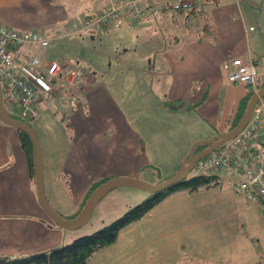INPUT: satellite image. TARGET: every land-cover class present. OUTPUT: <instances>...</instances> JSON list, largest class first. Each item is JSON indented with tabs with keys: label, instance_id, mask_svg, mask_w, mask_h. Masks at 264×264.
<instances>
[{
	"label": "crops",
	"instance_id": "1",
	"mask_svg": "<svg viewBox=\"0 0 264 264\" xmlns=\"http://www.w3.org/2000/svg\"><path fill=\"white\" fill-rule=\"evenodd\" d=\"M64 1L0 0V23L16 30H36L49 37L59 34L58 39L51 41L56 42L78 34H89L94 39L96 35L106 34L110 25L119 27L124 22H135L123 17L116 23H109L106 30H93L94 25L82 26L84 19L92 21L109 1L96 0L92 11L77 19L72 25L73 30H66L69 15L62 5ZM186 1L191 3L189 8H199V2L203 1L209 9L206 17L202 15L203 20L197 22L196 35L186 25L188 20L185 19H189V15H165L171 18L169 20L159 14L158 9L170 10L169 0H152L143 4L142 12L153 13L171 27H176L179 20L185 29L181 30L180 26L178 30H145L144 38L157 34L164 49L159 60L144 59V72L149 74L144 76V99L145 106L157 114V117L151 118L161 119L162 124L156 126L158 130L167 126L177 129V125L186 132V126L191 127L195 123L201 126L198 130L209 132L207 136L195 135L194 140L195 137L209 138L228 131L227 125L230 126L241 100L247 94L246 85L231 83L227 79L224 65L232 57L248 55L260 65L264 62V52L256 54L257 51L253 50L251 40L257 37L251 34L255 30L245 27L247 16L239 6L240 0ZM261 12L264 9H260ZM165 36H170L167 42ZM170 46L174 52L168 51ZM45 48L35 50L34 54L44 63L60 62L61 77L72 69L70 67L78 66L79 62L76 60L74 63V58L69 63L49 59L50 54L43 50ZM82 53L85 54V51ZM30 67L29 55L23 50L17 52L16 70L27 76L23 68ZM77 71L80 72L81 68ZM82 76L77 84L80 90L78 98L68 91V86H62L55 92L40 95L38 100V108L44 115L38 128L44 131L47 139L50 129L56 136L52 143H48L50 150L46 160L43 159V170L46 172L47 168L51 173L49 189L55 192L70 188V193L67 190L69 199L63 208L75 213L81 206L80 199L85 198L93 181L135 176L143 166V158L132 154H138L139 146L137 135L127 120H117L120 112L114 102L113 109L101 110L102 105L96 107L94 102L100 100L98 94L104 87H97L95 76L85 73ZM82 84H85L84 87H81ZM250 87L252 90L256 88ZM150 94L155 97L148 98ZM178 102H182L179 107L176 106ZM44 103L45 106H42ZM12 106V110H17L20 104ZM61 113L71 118L76 113V123L61 121ZM49 121L50 128H44L43 122ZM121 144L128 145V148L124 149ZM258 148H263V145ZM128 153L131 157H125ZM144 158L145 163V152ZM118 160L126 164L127 171L119 169L122 166ZM177 169L178 166L166 177L172 176ZM217 175L218 185L172 194L149 212L156 215L152 220H156L155 224L167 229L160 242L164 237L168 240L161 247L160 257L153 261L148 254L144 257V264H264L263 205L246 200L236 185V179L233 181L232 177ZM223 177H227L229 182L222 183L220 180ZM246 224H251V234L242 232ZM63 231L51 222L38 204L34 177L28 158L20 147L17 130L0 123V256L23 257L58 247L65 241ZM118 241L119 234L115 242ZM107 247L103 252L96 251L87 264H100L108 251L113 249L110 245Z\"/></svg>",
	"mask_w": 264,
	"mask_h": 264
},
{
	"label": "rangeland",
	"instance_id": "2",
	"mask_svg": "<svg viewBox=\"0 0 264 264\" xmlns=\"http://www.w3.org/2000/svg\"><path fill=\"white\" fill-rule=\"evenodd\" d=\"M95 1L96 0H65V3L62 5L66 7L69 15V23L66 26V30H73V23L77 21V19H81L84 14L90 13ZM199 4V8H183V11L181 10L180 12L174 9H158V11L161 12L159 14L163 17L172 14L180 16L181 13L189 15V19H185L186 21L188 20L186 25L190 28L189 30H193L192 33L196 35V30L198 28L197 22L203 20H201L202 15H205L206 17V14L209 13L208 6H205L203 1H200ZM239 6L242 7L248 18H246L247 22L245 27L248 30L249 28L255 30L251 33L257 37L256 40H251V44L254 45L253 50L257 51L256 54H262V52H264V12L260 13V9H264V0H245L244 2L243 0H240ZM142 13L143 17L141 19L135 20V22H124L123 25L119 27L110 25L109 28H107L108 31L106 34L101 36L95 34L96 36L94 39H92L89 34H78L71 38H64L56 42L53 41L43 50L50 54L48 57L49 59L54 58L67 63L71 62L72 58L75 59L74 63L78 60L80 64L78 63V66L74 67L76 71L78 68H81V70L84 68L97 78V87L103 86L104 89L102 90V93L98 94L100 100L94 102L95 106L99 107V105H102L100 108L101 110L108 108L113 109L114 102L116 108L120 112V115H117V120L121 119L122 122L127 120L129 126L137 135L136 140L138 141L139 146V150H137L138 154L133 152L132 154L139 155L140 158H143V166L138 170L135 176L131 177L155 185L168 179L169 177L167 178L166 175L170 173L172 169L177 166L179 167L194 141L209 139L211 137L196 138L207 136L209 132L198 130L201 126L195 123H193L191 127L186 126L188 133L177 125L175 126L177 129L171 128L170 126L160 130L157 129V124H162L160 121L161 119L151 118L152 116L157 117V114L145 106L144 76H149V74L144 72V59L151 58L155 60L156 58V60H159L164 48L160 42V36L157 34L150 36L146 35L144 38L145 30H157V32L158 30H178L182 22H179L178 20V25L176 27H171L165 20L154 16L153 13H144V11ZM165 18L171 20V18L166 16ZM81 24L84 26V23L81 22ZM185 27L186 26L184 25V28ZM180 28L182 30L183 26ZM169 37L170 36H165L166 42L169 40ZM183 40L185 41L184 38ZM83 51H85V54L82 53ZM168 51L174 52L172 46L168 48ZM149 71H151V69H149ZM85 84H82L81 87H84ZM69 91L73 95L80 92L79 89L73 88H70ZM154 97L155 96L152 94L148 96V98ZM5 104L12 115L19 117L25 109H29L20 104V106L16 108L17 110H12L14 108L12 104ZM163 105L169 109L166 101H163ZM42 106H45V103L42 104ZM38 107L39 102L37 104V117L29 122L32 127H34V130L41 141L40 143H42L43 155L45 154L43 159L45 161L48 155L47 152L50 150L48 143H52L56 136L52 132V129H50V136L47 139L44 131H40L38 128L44 118L42 110ZM75 114L72 115V118L71 116L67 117V114L64 116L63 113L59 116L63 121L70 120L73 123H76L77 117ZM50 121L48 123L43 122V127L50 128ZM144 125L146 126V130H144ZM228 127L229 125H227V128ZM70 128L73 130V127ZM72 130H70V132H72ZM56 135L58 136V134ZM195 135L196 137L193 140ZM212 137H214V135ZM121 146L124 149L128 148V145L121 144ZM144 152L147 160L145 163ZM125 157L131 156L128 153ZM118 164L122 166V168H119L120 170H128L126 164L123 163L122 160H118ZM212 174L226 175L223 171H217V173L214 172ZM50 175L51 173L46 168V172L44 171V187L52 207L65 217L75 213L73 211L70 212L68 210L69 208H63L66 206L69 199L68 192H71L70 188L65 189L62 187L63 191H50L48 185V181H52L49 178ZM189 175H197L196 169L193 168ZM226 178L227 177H223L220 181L222 183L229 182ZM65 179L70 180L68 178ZM232 180L234 181L235 178L232 177ZM151 196L152 194L150 192L134 187L123 186L111 190L96 204L86 224L74 230L62 228L64 230L63 237L65 238V241L62 242L61 245L68 244L76 238L93 233ZM83 198L84 197L80 199L79 204L83 202ZM154 216L156 215L149 213L145 218L143 217L131 226L129 225V227L120 230V241L110 244V247L113 249L112 251L110 249L111 253L108 251L106 254L107 256L104 257V260L101 261L100 264H144V257L148 254H150V257H153V261H155L156 258H159L160 256L158 255L162 252L161 247L164 242L168 240V238L164 237L162 239L163 242H160L162 238L161 236L167 231V229H163L155 224L156 220L152 221ZM146 222H149V224L144 226V223ZM251 230V224H246L242 228V232L246 233V235L251 234ZM105 248L108 247L105 246L98 252H103L102 250H105Z\"/></svg>",
	"mask_w": 264,
	"mask_h": 264
},
{
	"label": "built area",
	"instance_id": "3",
	"mask_svg": "<svg viewBox=\"0 0 264 264\" xmlns=\"http://www.w3.org/2000/svg\"><path fill=\"white\" fill-rule=\"evenodd\" d=\"M146 0H109L103 11L95 14L85 26H99L121 16L138 20L141 18V6ZM191 5L186 0H169V8L181 10ZM119 21V20H118ZM103 32V31H102ZM59 36H46L31 29L16 30L0 23V84L4 102L17 101L26 108L22 117L31 120L37 114V102L40 95L57 91L68 86L75 89L80 80L74 71L61 77L62 68L58 61L42 62L34 54L35 47L45 48ZM28 50L30 68L24 73L15 68V56L19 48ZM227 79L231 83L257 86L264 81V62L259 66L253 58L232 57L224 65ZM69 91V90H68ZM264 101L255 106L251 119L236 137L217 148L211 154L199 159L194 167L197 174H211L223 171L236 179L237 187L248 201H256L264 207ZM263 145V148L258 146Z\"/></svg>",
	"mask_w": 264,
	"mask_h": 264
},
{
	"label": "trees",
	"instance_id": "4",
	"mask_svg": "<svg viewBox=\"0 0 264 264\" xmlns=\"http://www.w3.org/2000/svg\"><path fill=\"white\" fill-rule=\"evenodd\" d=\"M152 0H146L142 3L141 9L143 7L144 3H150ZM109 3V2H108ZM107 5V4H106ZM106 5L102 8L101 11L104 10ZM172 9V8H170ZM125 16H121L117 18L116 20H109L105 24H102L99 26L101 30H106L109 23H116L118 20L122 19ZM141 17H142V10H141ZM126 18V17H125ZM87 19H84L82 23H86ZM129 21H132L129 19ZM89 28V27H88ZM93 28V27H90ZM93 30H98L96 27L93 28ZM59 35V34H56ZM59 38V37H58ZM57 38V39H58ZM36 49H39V47H35L34 51ZM23 50V53L26 55L30 54L28 53V50L26 47H21L17 50V52ZM16 52V53H17ZM72 69H69L67 72L75 71L78 79L81 81L83 78L82 74H90L86 69L82 68V70L76 71L74 67H70ZM84 70V72H83ZM94 76L93 74H90ZM79 84V83H78ZM248 90L246 96L241 100L238 111L236 112V115L231 122L229 129H232L240 120L242 114L245 111L246 105L248 103L249 98L254 93L250 85H246ZM75 87L78 89V85H75ZM75 88V89H76ZM80 93H77L75 95L76 98H78ZM74 97V98H75ZM12 104V103H9ZM19 103L15 101L12 105H16ZM182 102H178L176 106H180ZM6 105V104H5ZM170 106V105H169ZM7 108V107H6ZM10 116L17 120H22L24 122H27L31 125L29 121L22 117V115L15 116L10 113V111L7 109ZM37 117V115H36ZM62 121V120H61ZM1 124H4L1 122ZM5 125V124H4ZM8 126V125H6ZM32 126V125H31ZM11 127V126H10ZM14 128V127H12ZM18 132V138L20 142V147L24 151L25 155L28 158V162L30 164V171L32 176L34 177V167H33V147L30 138L27 134L24 132L16 129ZM203 145H197L196 148L200 149L203 148ZM195 148V149H196ZM44 157V155H43ZM109 178H103L99 180H95L91 183L85 198L83 202L81 203L80 208L78 211L73 214L72 216H66V218H73L75 217L78 212L83 207L88 195L92 190H94L96 187H98L101 183L105 182ZM219 184V179L217 174H200L195 176H190L182 181L176 182L175 184H172L166 189H163L161 191H158L148 199H145L143 202L139 203L135 207H132L128 211L124 212L122 215L114 219L111 223L97 229L93 233L89 235H85L79 238L74 239L72 242L61 245L58 247L51 248L49 250L37 252V253H31L29 255L23 256V257H7V256H0V264H87L88 259L98 250L101 248L108 246L112 243H114L118 239V234L120 230L123 228H126L127 226L131 225L132 223L140 220L145 215H147L154 207L159 205L161 202H163L168 196L180 192H193L197 191L201 188H210L213 186H216ZM65 217V216H64ZM55 225V224H54ZM56 226V225H55ZM58 227V226H56Z\"/></svg>",
	"mask_w": 264,
	"mask_h": 264
},
{
	"label": "water",
	"instance_id": "5",
	"mask_svg": "<svg viewBox=\"0 0 264 264\" xmlns=\"http://www.w3.org/2000/svg\"><path fill=\"white\" fill-rule=\"evenodd\" d=\"M264 99V87H260L251 95L246 105L245 111L242 114L238 123L228 131L221 133L217 136L211 137L209 139L204 140H196L192 143L189 148L188 153L180 163L178 169L174 172V174L166 179L165 181L159 184H149L143 182L141 180L126 177V176H118L112 177L106 180L105 182L101 183L98 187L90 192L88 195L83 207L78 212V214L73 218H66L59 214L50 204L47 199L45 187H44V170H43V156L41 150V144L33 127L24 122L22 120L14 119L10 116L7 111V108L4 103L2 89L0 85V120L5 125L14 127L25 134L31 140L32 147H33V167H34V182L36 188V195L38 204L41 209L45 212L48 218L51 220L53 224L56 226L74 230L79 228L87 223L89 220L93 209L95 208L96 204L111 190L118 188V187H134L138 188L151 194H154L158 191L168 188L172 184L176 182L182 181L186 179L191 170L194 167V164L201 159L202 157L211 154L214 152L218 147L225 144L226 142L230 141L234 137L238 135V133L247 125L249 120L251 119L253 110L255 106L258 104L259 101ZM197 145H203V149H201L196 154L194 153L195 148Z\"/></svg>",
	"mask_w": 264,
	"mask_h": 264
},
{
	"label": "flooded vegetation",
	"instance_id": "6",
	"mask_svg": "<svg viewBox=\"0 0 264 264\" xmlns=\"http://www.w3.org/2000/svg\"><path fill=\"white\" fill-rule=\"evenodd\" d=\"M201 149H203V148H200V149L196 148V150L194 151V153L196 154V153L199 152Z\"/></svg>",
	"mask_w": 264,
	"mask_h": 264
}]
</instances>
